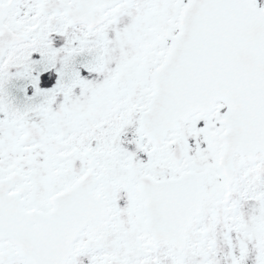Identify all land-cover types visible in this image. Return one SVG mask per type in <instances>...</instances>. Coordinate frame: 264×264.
Returning <instances> with one entry per match:
<instances>
[{
    "label": "snow or ice",
    "instance_id": "6c2138e0",
    "mask_svg": "<svg viewBox=\"0 0 264 264\" xmlns=\"http://www.w3.org/2000/svg\"><path fill=\"white\" fill-rule=\"evenodd\" d=\"M0 264H264V0H0Z\"/></svg>",
    "mask_w": 264,
    "mask_h": 264
}]
</instances>
